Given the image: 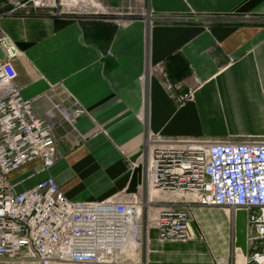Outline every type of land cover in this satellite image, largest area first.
I'll return each mask as SVG.
<instances>
[{"label":"crops","instance_id":"obj_1","mask_svg":"<svg viewBox=\"0 0 264 264\" xmlns=\"http://www.w3.org/2000/svg\"><path fill=\"white\" fill-rule=\"evenodd\" d=\"M147 7L151 23L43 10L7 16L11 6L0 0V27L19 48L14 85L38 114L53 112L62 155L48 170L35 160L13 172L17 192L51 176L72 201L122 192L146 201L141 156L149 135L264 140V0H147ZM192 89L194 101L176 102ZM76 102L86 114L74 125L53 109ZM189 218L190 241L163 243L153 232L151 264L245 261V210L196 205Z\"/></svg>","mask_w":264,"mask_h":264},{"label":"built area","instance_id":"obj_2","mask_svg":"<svg viewBox=\"0 0 264 264\" xmlns=\"http://www.w3.org/2000/svg\"><path fill=\"white\" fill-rule=\"evenodd\" d=\"M19 11L55 16L119 20L144 19L154 12L147 0H4ZM1 20V17H0ZM19 48L0 27V264H150L153 232L160 242H187L194 206L248 215L249 255L242 264H264V140L181 139L149 135L146 201L119 193L101 201L68 199L53 177L17 192L11 174L40 160L44 170L62 157L54 135L52 111L40 115L14 81L11 60ZM162 68V67H161ZM163 69V68H162ZM178 88V86H175ZM178 95L177 103L194 98ZM62 121L74 123L86 111L75 103L53 104ZM145 248L147 253H144ZM213 264H239L215 259Z\"/></svg>","mask_w":264,"mask_h":264},{"label":"rangeland","instance_id":"obj_3","mask_svg":"<svg viewBox=\"0 0 264 264\" xmlns=\"http://www.w3.org/2000/svg\"><path fill=\"white\" fill-rule=\"evenodd\" d=\"M102 2H104L103 0H101ZM199 88V85H197L196 87H195V90H197ZM194 99H195V92H194V98H193V100H191V101H189V102H192V101H194ZM216 139V138H215ZM227 139H229V140H231V139H233L232 137H228ZM223 210V209H222ZM147 249L148 248H145V251H144V253H147ZM149 253V252H148ZM145 258V260H147V258L148 257H144ZM151 264V263H150Z\"/></svg>","mask_w":264,"mask_h":264},{"label":"bare ground","instance_id":"obj_4","mask_svg":"<svg viewBox=\"0 0 264 264\" xmlns=\"http://www.w3.org/2000/svg\"><path fill=\"white\" fill-rule=\"evenodd\" d=\"M223 260H226V259H223Z\"/></svg>","mask_w":264,"mask_h":264}]
</instances>
